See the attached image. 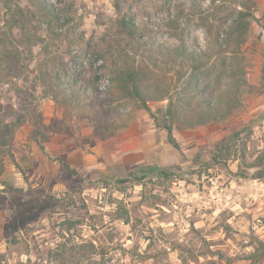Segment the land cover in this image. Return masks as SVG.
<instances>
[{
  "label": "rangeland",
  "instance_id": "obj_1",
  "mask_svg": "<svg viewBox=\"0 0 264 264\" xmlns=\"http://www.w3.org/2000/svg\"><path fill=\"white\" fill-rule=\"evenodd\" d=\"M195 1L216 27L238 2ZM47 2L69 8L83 42L103 52L127 40L119 32L125 13L144 26L137 38L175 44L170 28L154 25L178 3L187 12L192 6L191 0ZM254 2L239 106L205 125L175 122L178 149L168 143L157 112L166 101L149 102L146 112L117 100L103 70L96 72L99 90L116 99L102 106L109 128L53 101L42 74L71 65L82 45L40 32L44 41L29 46L0 4V34L9 38L0 49V264H264V0ZM189 14L190 39L205 49L204 30L192 23L197 13ZM154 74L172 98L185 88L186 78L177 80L172 71ZM224 140L228 155L216 163L212 156ZM129 172L141 179L113 182Z\"/></svg>",
  "mask_w": 264,
  "mask_h": 264
},
{
  "label": "trees",
  "instance_id": "obj_2",
  "mask_svg": "<svg viewBox=\"0 0 264 264\" xmlns=\"http://www.w3.org/2000/svg\"><path fill=\"white\" fill-rule=\"evenodd\" d=\"M0 4L11 19L15 18L19 22L10 27L18 28L19 35L29 46L44 41L43 36L37 35L40 32L53 39L82 45L83 54L71 56L69 66L59 65L53 71L45 70L40 84L50 92L53 101L71 104L97 125L99 121H103L106 128L112 125L107 110L102 106L110 105L113 100L136 102L146 112H150L149 102L166 101L165 108H158L157 112L163 116L162 127L167 133L168 143L178 149L172 136L175 122L191 128L205 125L226 118L240 104V92L247 85L242 47L255 19L254 0H238L231 15L218 27L208 23L205 11L195 0H191L189 12L197 13L198 19V22L192 23L204 30L205 49L190 39L186 26L191 23V15L181 3H178L180 7L177 6L175 12L167 9V19L154 25L171 29V35L176 39V43L171 45L155 39L137 38L143 33L144 26L135 24L127 13L122 14L119 32L127 40L116 42L111 52H103L97 46L90 48L85 44L83 35L76 32L72 11L65 6L58 7L47 0H0ZM114 9L120 12L117 4ZM183 31H186L185 35ZM8 40L6 35L0 34V49L5 48ZM82 55L84 59L80 58ZM0 58L3 61V57ZM99 70L108 72V88L116 94V99L106 100L105 94L109 90L106 93L99 90V76L96 74ZM158 70L163 75L172 71L177 80L186 78L185 88L175 98L171 97L166 82L155 76ZM84 72L87 73L85 77ZM210 75L213 77L210 78ZM201 76H204L202 85L199 84ZM260 85L264 90V66L261 68ZM118 116L121 121L122 115ZM41 138L47 140L44 134ZM226 142L224 140L216 146L212 156L214 162H220ZM170 174L165 171L156 172V175L164 177ZM140 179L135 172H129L113 182L124 185Z\"/></svg>",
  "mask_w": 264,
  "mask_h": 264
}]
</instances>
